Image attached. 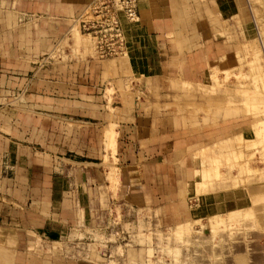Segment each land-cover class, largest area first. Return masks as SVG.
Segmentation results:
<instances>
[{"label":"rangeland","instance_id":"374dc122","mask_svg":"<svg viewBox=\"0 0 264 264\" xmlns=\"http://www.w3.org/2000/svg\"><path fill=\"white\" fill-rule=\"evenodd\" d=\"M57 1L0 0V140L13 142L0 141V264H264V0L200 4L163 77L134 67L129 44L97 57ZM43 54L55 61L29 71ZM137 113L152 120L145 156L115 148ZM119 153L142 169L121 175Z\"/></svg>","mask_w":264,"mask_h":264},{"label":"crops","instance_id":"0c3cea01","mask_svg":"<svg viewBox=\"0 0 264 264\" xmlns=\"http://www.w3.org/2000/svg\"><path fill=\"white\" fill-rule=\"evenodd\" d=\"M11 3H13L15 0H8ZM94 0H66L65 7L69 11L74 12V18L77 20L81 16L85 14L88 7ZM206 0H139L138 2V11H139V20L137 22H128L124 20L125 24V30L127 33V39L129 44V53L131 56V63L134 67H143L148 68L147 72L153 74V76H162L164 75H173L174 67L180 66L181 63V55H184V51H182L177 44V41L183 38H186L189 36L190 32L188 30L189 24L187 23V18L194 17V12L197 11L198 6L200 4H204ZM209 2L212 0H208ZM215 1V0H213ZM218 1V0H217ZM229 3L234 4V6L239 10V3L242 0H227ZM22 3H27L28 0H20ZM60 2L57 0H52V9H55L57 7V4L59 5ZM238 4V5H237ZM189 5V6H188ZM212 6L213 13H215L218 17H223L226 20H231L229 16H233L236 13V10L233 7H230L227 12L221 13L219 8H215ZM189 9V10H188ZM192 13H189V12ZM234 11V13H233ZM215 15V17H216ZM55 17V13H54ZM60 17V16H58ZM190 28V27H189ZM231 31V30H229ZM189 32V33H187ZM70 32L67 30L65 34H69ZM231 34V33H230ZM204 35V33L202 34ZM202 40H205L204 36H201ZM189 41V40H188ZM210 42V41H209ZM203 47H195L191 50L192 54H197L198 50L203 51L204 53L207 52L208 49L205 48L204 44L202 43ZM208 46H211L210 53L217 54V59L220 60L221 57V51L216 50L215 46L213 44L207 43ZM53 51L58 54V58H60V52H61V42L58 41L53 45ZM67 52L70 51L72 53L71 48L66 49ZM209 53V54H210ZM195 57H192V61L195 60ZM71 59V57H70ZM191 59V58H190ZM52 61H55V56H52L48 54L47 56L40 55L33 59L31 62V70H34V68H40L43 67L45 64ZM71 61V60H70ZM194 63V62H193ZM228 63V65H230ZM10 77H13L14 74L8 73ZM27 80V79H26ZM138 115L136 117L135 123H132L130 126H124L122 125V128H120V131L117 135V141L115 144V148H118L121 150H125L126 147L133 148L131 152H133L136 155H144L148 154L147 149H144L145 145H143V142H148L147 146L153 145L150 140L152 138L151 134H148V129H146L149 125L151 126L152 120L150 118H142L141 114L137 113ZM150 121V124L145 127V123ZM124 124V123H122ZM147 125V124H146ZM136 130L139 131L141 136L139 135L138 138L135 137ZM130 131L132 134H130ZM209 137H205L201 134H199V140L197 139L196 145L198 144H208L210 145L212 142H215V140L218 138L219 134L212 130L209 131ZM216 133V134H215ZM162 137V138H161ZM171 136H169V130H158L156 135V153L159 156L158 160H162L163 152L168 155L167 149L164 151L162 148H165L168 146L167 143L164 145L161 144L160 141L165 142V140L169 139ZM138 139V143H136V140ZM171 139V138H170ZM3 144V146H9L12 147L13 143H8L5 140H0ZM133 141V142H132ZM159 141V142H158ZM207 142V143H206ZM169 147V146H168ZM120 150V152H121ZM138 151V152H137ZM6 150L3 152L2 156ZM137 152V153H136ZM164 154V155H165ZM119 160L120 161V173H124L126 175L127 172L131 171L133 174H135L138 170V168L142 169L141 166H138L137 168L134 167L133 169L129 168V166L133 163V161L130 158H126L125 153H119ZM191 157V156H190ZM190 157L188 156V162ZM118 159V158H117ZM3 162V161H2ZM1 172L4 169V164L1 163ZM135 166V165H134ZM145 168V166H144ZM121 173V175H122ZM141 170L139 173V177L133 176V182L132 185L133 188H138L141 184ZM190 177V176H189ZM192 177V173H191ZM203 209H206L205 206ZM202 210V209H201Z\"/></svg>","mask_w":264,"mask_h":264},{"label":"built area","instance_id":"2783aa9c","mask_svg":"<svg viewBox=\"0 0 264 264\" xmlns=\"http://www.w3.org/2000/svg\"><path fill=\"white\" fill-rule=\"evenodd\" d=\"M124 20H139L138 0H94L78 25L91 38L97 57L108 59L128 53Z\"/></svg>","mask_w":264,"mask_h":264},{"label":"bare ground","instance_id":"6f19581e","mask_svg":"<svg viewBox=\"0 0 264 264\" xmlns=\"http://www.w3.org/2000/svg\"><path fill=\"white\" fill-rule=\"evenodd\" d=\"M123 18H124V17H123ZM262 123L264 124V119L261 120V124H262ZM263 128H264V126H263ZM198 170H199V169H198ZM204 170H205V169H204ZM202 171H203V170H202ZM202 171H201V172H202ZM207 172H208V171H207ZM207 172H206V173H207ZM208 173H209V172H208ZM195 174H196V173H195ZM204 174H205V173H204ZM202 175H203V174H201V178H202V179L206 177V175H204L205 177H204V176L202 177ZM200 183H201V182H200ZM198 186H199V183H198ZM206 186H207V185H206Z\"/></svg>","mask_w":264,"mask_h":264}]
</instances>
